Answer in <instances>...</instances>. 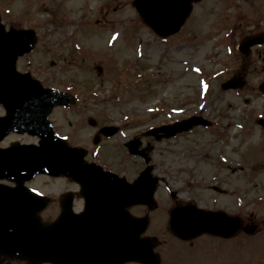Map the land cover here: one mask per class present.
I'll return each mask as SVG.
<instances>
[{
  "label": "rangeland",
  "instance_id": "374dc122",
  "mask_svg": "<svg viewBox=\"0 0 264 264\" xmlns=\"http://www.w3.org/2000/svg\"><path fill=\"white\" fill-rule=\"evenodd\" d=\"M131 2L132 0L54 1L55 5L49 11L53 10L55 17L51 14L36 16L37 21H43V17L46 21H54V24L48 26L53 47L49 48L50 53L46 56L37 52L30 61L34 58L37 67L41 66L40 63H45L53 74V86L57 87L60 82L65 81V88L82 87L92 92L86 96L91 98L87 103L99 106L90 108L85 114L96 119H103L104 114L109 121L131 119L148 125L147 127L191 113H201L216 120L212 132L204 133L202 139L195 141V136L191 138L188 135L168 142V148L177 147L179 151H194V144L197 142V149L204 148L216 154L222 140L219 139V134L226 119L244 116L249 128L243 130L241 140H238V135L233 136L226 155L227 170L223 172L226 177L223 174L221 177L226 181L224 184L231 186L237 182L243 186L245 215L257 220L264 217V147L260 153L255 148V142L264 139V132L255 123V118L264 113V97L257 92L248 93L255 90L264 78V60L250 59L245 62L241 90H224L220 87L221 83L239 74L243 63L235 59L234 68L226 74L223 67L224 55L219 58L208 56L209 41L218 39L217 34L226 28V24L230 26L237 23L239 30L255 27L263 29L264 4L259 0L197 1L193 3L191 13L179 32L162 39L143 23ZM28 4L34 5L36 2L13 0L9 6L18 8ZM59 4L62 5V15H59ZM234 12H237L236 16L233 15ZM76 17H81L79 23H68L65 28L61 27L64 22L62 18ZM222 18L225 23L221 21ZM234 39H237V35ZM212 50H215L214 46ZM50 59L54 61L52 65H49ZM95 65H100L103 69L99 76L93 69ZM198 66L202 73L198 72ZM59 71L64 74H56ZM69 82L72 84L68 85ZM174 107L183 109L177 108L180 111L177 114L172 110ZM225 110L228 112L223 118L219 117ZM145 128L146 126L143 127ZM243 139H247V142L243 143ZM160 143L166 145L162 142L158 145ZM190 159L185 161L189 169L193 167V158ZM174 163L181 164L180 161ZM231 163L235 164L238 172L232 174L230 168L234 165ZM247 165L251 168H247ZM167 167L172 179L174 167ZM205 171V176L208 177L215 170L198 168L192 175L185 173L180 177L204 176ZM177 179L174 178V182ZM192 181L194 180H188ZM230 208L233 206L230 205ZM259 244L263 255L264 235Z\"/></svg>",
  "mask_w": 264,
  "mask_h": 264
},
{
  "label": "flooded vegetation",
  "instance_id": "af4514ba",
  "mask_svg": "<svg viewBox=\"0 0 264 264\" xmlns=\"http://www.w3.org/2000/svg\"><path fill=\"white\" fill-rule=\"evenodd\" d=\"M19 68V66H18ZM4 114L0 105V116ZM21 114V113H20ZM22 115H28L23 113ZM80 116L78 109L70 107L55 108L49 115L53 122V129L61 136L63 134L66 142L70 145H80L85 150L84 158L88 162H95L105 170L112 171L126 178L131 182L137 175L134 170L142 161L134 162L131 157L126 156L125 143L133 136V124L123 121L117 122L112 134L103 131L109 124L96 121L94 126L85 125L83 120H69L70 117ZM190 133L198 134V129H192ZM128 134V135H127ZM93 135L92 143L80 139L89 138ZM186 135V134H185ZM188 135V134H187ZM95 139V141H94ZM20 143L38 142V138L27 134L9 135L3 141L2 147H7L11 142ZM82 143V144H75ZM121 149V151H119ZM119 151V156L117 152ZM165 153H158V158L153 165V171L160 176L161 159ZM1 187L13 188L15 182L0 180ZM28 190H32L36 195L32 199L18 200L29 206L30 209L41 205L37 212L40 220L45 224H53L62 221L63 224L55 231L50 232V244L47 254V262L37 264H101V251L103 236L104 247L111 238L116 226V219H119V226L126 221V215L145 218L143 231L140 233L142 240L140 252L137 253L141 259L138 261H126L121 264H260V254L254 247L250 248L249 238L244 231L246 220L243 210H241L239 227L230 237L215 236L208 233H200L188 238H180L169 231L168 222L172 208H177L179 214L188 213L192 206L202 208H212L210 193L204 194L199 185L191 183H158L153 193L152 207L146 205H133L127 200H116V194H105L97 191L85 190L70 178L50 177L40 174L23 184ZM131 189V185H123ZM131 193H121L119 196H128ZM36 214V211H35ZM62 215V217H61ZM186 218L179 215L176 219ZM5 220V219H4ZM82 225H78L79 221ZM131 220V219H130ZM178 222V221H176ZM85 223L86 226L84 225ZM255 234V233H254ZM253 234V235H254ZM58 240L59 251L56 255L52 253L54 240ZM125 241V247L127 243ZM1 264H34L32 262H21L20 260H10L0 255Z\"/></svg>",
  "mask_w": 264,
  "mask_h": 264
},
{
  "label": "water",
  "instance_id": "95a60500",
  "mask_svg": "<svg viewBox=\"0 0 264 264\" xmlns=\"http://www.w3.org/2000/svg\"><path fill=\"white\" fill-rule=\"evenodd\" d=\"M188 2L189 0H140L136 5L140 12L145 16L146 20L153 24L157 29L160 30V24H164L163 26L167 32H173L178 29L181 21L186 16ZM235 85L236 84L234 82H229L225 85V87ZM39 151H48L45 143ZM53 153V157L48 158V160H50V164H56L58 160L55 148L53 149ZM69 161L70 157H64L63 163H61L58 168L72 167ZM25 166H27V164H25ZM11 167L21 166H17L16 163L11 166L4 165V168ZM49 167L51 166L48 164L45 157L36 159L35 164L33 165L34 169H46Z\"/></svg>",
  "mask_w": 264,
  "mask_h": 264
}]
</instances>
